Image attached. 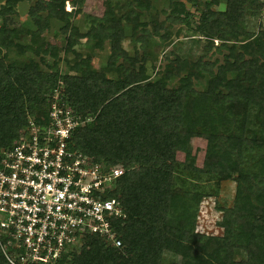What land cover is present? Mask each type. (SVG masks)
Instances as JSON below:
<instances>
[{
  "label": "trees",
  "instance_id": "obj_1",
  "mask_svg": "<svg viewBox=\"0 0 264 264\" xmlns=\"http://www.w3.org/2000/svg\"><path fill=\"white\" fill-rule=\"evenodd\" d=\"M23 1L0 3V148L11 146L27 115L45 122L60 82L77 115L91 118L73 130L69 147L123 170L107 192L125 212L111 221L120 245L84 234L78 250L54 264H264V20L256 31L246 25L264 0H162L160 7L104 0L99 15L83 12L84 0H29V26H8ZM51 19L62 48L46 40ZM174 26L190 31L203 52L195 59L170 52L156 66L155 46L171 43ZM22 34L30 55L16 57ZM105 45L96 67L88 50ZM194 137L204 141L207 168L192 155L176 159ZM223 180L233 182V196L220 207L221 232L202 234L194 230L198 203ZM0 264H8L1 251Z\"/></svg>",
  "mask_w": 264,
  "mask_h": 264
},
{
  "label": "built area",
  "instance_id": "obj_2",
  "mask_svg": "<svg viewBox=\"0 0 264 264\" xmlns=\"http://www.w3.org/2000/svg\"><path fill=\"white\" fill-rule=\"evenodd\" d=\"M62 89L57 82L49 93L45 122L27 115L11 146L0 148V251L8 264L57 263L84 234L120 245L111 221L125 212L107 192L123 170L69 147L73 130L91 118H80Z\"/></svg>",
  "mask_w": 264,
  "mask_h": 264
},
{
  "label": "rangeland",
  "instance_id": "obj_3",
  "mask_svg": "<svg viewBox=\"0 0 264 264\" xmlns=\"http://www.w3.org/2000/svg\"><path fill=\"white\" fill-rule=\"evenodd\" d=\"M104 0H84L82 10L83 12L90 15H99L102 11V3ZM203 0H198L199 5ZM2 0H0V3ZM31 1L25 0L21 3L15 5L16 13L10 16H7L6 24L8 26H18L23 24V27L27 28L29 23L26 16V7ZM156 6L160 7L163 4H159V0L153 1ZM224 6L223 3L214 6L215 9H222ZM71 6L67 3L65 9H70ZM191 9V8H190ZM264 20V9L257 16H250L246 20V25L248 29L256 31L258 24ZM73 23L77 24L80 30H83L84 25L82 22L81 15H77ZM59 23L55 20H50V26L46 31L45 37L50 44H55L57 47L62 48L63 41L62 37L58 32ZM127 31V30H126ZM190 31L183 30L174 26L170 31V44L161 42L155 46V51L157 53V59L155 62L156 66H159L161 59L168 55L170 52L177 53L180 56L187 57L189 59H195L198 55H201L202 51V42L197 41L190 35ZM28 38L22 34L17 39V46L13 48L11 54L16 55V57L29 56L30 53L23 48L24 44L27 43ZM216 41H214V44ZM128 40L123 41V46L129 48ZM61 51V50H60ZM107 52V46L105 45L101 50H88V54L92 55V63L94 66H99L104 62L105 55ZM69 55V54H68ZM70 56V55H69ZM15 57V56H14ZM160 62V63H159ZM62 70H65V67L60 63ZM149 73V72H148ZM195 87L200 88L203 85V81H197L194 83ZM192 155L194 159V164L198 167L207 168L209 158L206 156L204 149V141L201 138H186L185 143H182L181 147L176 151V159L178 161L183 160L184 156ZM214 192H213V191ZM209 194L201 198L198 203L196 216H195V227L198 232L207 235H218L221 232V228L217 225V221L221 216L220 207H228L231 204L233 196V182L230 180H223L218 183L215 187L208 188ZM78 250V247L77 249ZM169 257H166L165 260H169Z\"/></svg>",
  "mask_w": 264,
  "mask_h": 264
},
{
  "label": "crops",
  "instance_id": "obj_4",
  "mask_svg": "<svg viewBox=\"0 0 264 264\" xmlns=\"http://www.w3.org/2000/svg\"><path fill=\"white\" fill-rule=\"evenodd\" d=\"M154 3V2H153ZM159 4H163V1L162 0H159Z\"/></svg>",
  "mask_w": 264,
  "mask_h": 264
}]
</instances>
